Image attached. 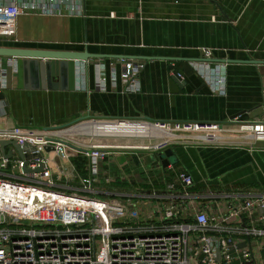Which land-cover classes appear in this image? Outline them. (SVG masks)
<instances>
[{"label":"crops","instance_id":"0c3cea01","mask_svg":"<svg viewBox=\"0 0 264 264\" xmlns=\"http://www.w3.org/2000/svg\"><path fill=\"white\" fill-rule=\"evenodd\" d=\"M9 2L0 0V5ZM79 9L80 15H70L63 7L60 15L0 19L1 47L109 56L81 64L84 73L77 68L72 91L61 89L59 83L55 89L36 90L24 75L19 79L14 63L5 60L9 88L3 98L12 124L48 129L89 117L228 125L236 119L231 123L235 127L264 118V0H81ZM201 48L212 50L213 63L226 65L223 93L211 94L193 68L203 60ZM116 57L143 64L139 92H125L127 84L120 78L124 62ZM174 73H181L180 90L170 87ZM73 131L91 136L151 134L142 127L98 123ZM253 144V151L246 146L173 145L168 148L175 164L167 167L155 166L143 151L114 153L100 165L95 185L132 200L145 214L142 206L146 211L160 207L169 194L177 201L181 192L176 175L184 172L193 179L195 202L214 206L213 214H221L225 195L264 192V143ZM161 153L152 155L157 160ZM80 162L86 163L76 160ZM55 163L61 166L56 159ZM68 172L66 167L64 174ZM78 173L84 176L86 170L80 167ZM252 256L256 264H264L263 242L252 243Z\"/></svg>","mask_w":264,"mask_h":264},{"label":"built area","instance_id":"2783aa9c","mask_svg":"<svg viewBox=\"0 0 264 264\" xmlns=\"http://www.w3.org/2000/svg\"><path fill=\"white\" fill-rule=\"evenodd\" d=\"M80 1L12 0L0 5V19L60 15L63 7L70 15H80ZM200 53L203 60L193 64L194 70L211 94L223 93L226 65L213 63L209 48ZM5 60L15 64L13 58H0V96L9 88ZM120 60L125 92H139L143 64ZM78 71L84 73L83 68ZM99 79L105 82V77ZM7 106L2 97L0 141L16 142L21 156L12 146L0 155V264H256L252 243H264V192L225 195L222 213L214 215V206L195 202L192 177L179 172L177 201L169 194L166 203L147 211L142 206L145 214H140L132 200L104 192L95 183L100 165L114 153L143 151L150 156L177 144L246 146L253 151V143H264V118L235 127L231 123L236 119L228 125L89 119L68 127L35 129L12 124L6 118ZM261 112L264 116V90ZM96 123L141 125L161 136H90L73 131ZM70 137L147 143L82 144ZM78 159L86 163L76 164ZM66 167L69 172L64 174ZM80 167L86 170L84 176L78 173ZM168 189L175 190L173 185Z\"/></svg>","mask_w":264,"mask_h":264},{"label":"water","instance_id":"95a60500","mask_svg":"<svg viewBox=\"0 0 264 264\" xmlns=\"http://www.w3.org/2000/svg\"><path fill=\"white\" fill-rule=\"evenodd\" d=\"M104 55H91L87 52H62V51H45L35 49H22L13 47L0 46V58L15 59V66L18 71V77L21 80L23 75L26 79H30L32 86L36 90H45L49 88L59 87L65 91H72L76 86V71L77 68L89 59L107 58ZM125 59V57H116ZM213 61V60H212ZM181 73H174L170 77V87L174 90H180ZM3 96H0V99ZM243 112L239 113V115ZM89 117H85L82 121H74L67 126L75 125L79 122L87 121ZM12 146L21 156V151L16 142L0 141V152L4 155V148ZM150 160L157 166L158 163L162 167L175 164L173 152L170 148L162 151L161 155L156 157L150 155ZM241 246H244L242 244Z\"/></svg>","mask_w":264,"mask_h":264},{"label":"rangeland","instance_id":"374dc122","mask_svg":"<svg viewBox=\"0 0 264 264\" xmlns=\"http://www.w3.org/2000/svg\"><path fill=\"white\" fill-rule=\"evenodd\" d=\"M80 132H83V131H80ZM69 139H71L72 142L74 143H82V144H110V145H126L127 144L129 145V144H135V143L136 144L147 143V141L128 140L127 138L111 140V139L90 138V137H70ZM152 142H155V140H153ZM9 172L12 174V171H9Z\"/></svg>","mask_w":264,"mask_h":264},{"label":"bare ground","instance_id":"6f19581e","mask_svg":"<svg viewBox=\"0 0 264 264\" xmlns=\"http://www.w3.org/2000/svg\"><path fill=\"white\" fill-rule=\"evenodd\" d=\"M98 124H103V123H98ZM108 125H117V126H119V127H142V128H144V129H146L147 131H149L151 134H145V135H143V136H154V137H159V136H161V133H159L158 131H155V130H151V129H149L148 127H146V126H141V125H135V124H108ZM152 133H154V134H152ZM132 136H139V135H131V136H128V137H132Z\"/></svg>","mask_w":264,"mask_h":264}]
</instances>
